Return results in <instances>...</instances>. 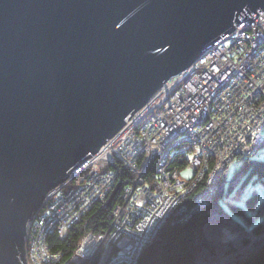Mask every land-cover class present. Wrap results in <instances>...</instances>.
I'll return each mask as SVG.
<instances>
[{
  "label": "water",
  "instance_id": "obj_1",
  "mask_svg": "<svg viewBox=\"0 0 264 264\" xmlns=\"http://www.w3.org/2000/svg\"><path fill=\"white\" fill-rule=\"evenodd\" d=\"M258 7L264 0H0V264H26L27 222L48 192L215 39L256 22Z\"/></svg>",
  "mask_w": 264,
  "mask_h": 264
},
{
  "label": "rangeland",
  "instance_id": "obj_2",
  "mask_svg": "<svg viewBox=\"0 0 264 264\" xmlns=\"http://www.w3.org/2000/svg\"><path fill=\"white\" fill-rule=\"evenodd\" d=\"M258 15L259 18L255 20L256 22L254 21L249 22L248 20H243L241 21L240 24L235 26L236 27L235 32L232 34L230 38L227 39L228 47L223 48L225 52L229 49V53L228 54L224 53L225 56H222L223 58L222 65L218 70V73L221 76H226V77L229 76L227 78H224V79H228L227 81H230L237 85L238 84L241 85V88L237 86H234L232 88L235 93L238 92L241 93L239 95H244V96L246 94H249V96L251 97L250 99H254V98L263 99L262 103H264V16L260 15L259 13ZM210 57L211 56L209 54L202 56L198 58L197 61L194 62L191 68L171 76L172 80H168V83L170 84L168 87L169 92L168 93L157 92V94L155 93L153 97L149 99V107L152 109L151 116H153L158 122H160V125H162V129L169 128L168 132L170 131L171 134H173L175 141L184 143L186 144V146H189V143L192 144L191 138L194 137L200 143L202 142L201 151L197 152L194 150L195 152L193 151L190 154V156L194 155L195 157H200L203 153H207L208 150L221 151L222 149H227L229 145H232L236 149H239L240 147L244 146L245 142L248 140V137L250 138L252 137L255 138V141L258 144H255L256 147L250 146L248 149H246L245 154L249 155L260 145L259 133L261 132L264 123V122H260L262 121L261 111H258L256 108L243 109L239 101L240 99L239 96H231L232 97L231 100L226 99L228 102V106H227L228 109L224 108L220 110H215L211 106L206 107V104L202 103L200 98L194 99L191 102L192 104L189 109L184 108V104L190 101L189 98L192 94H195L196 89H198L197 92L202 93V95L210 96L209 92L211 91V89H208L204 92L206 87V85L202 84L204 81H198V80L196 81L197 77L194 79V77L198 74L207 76L210 72H212L211 70L213 67L210 65V60H209ZM207 61H209L208 64ZM191 71H192V75H190ZM184 76L187 77L184 78ZM170 81L172 82L170 83ZM188 81L190 82L188 83ZM194 81L196 82L195 84ZM162 96L164 97L162 98ZM177 96H183V99H179ZM174 98L177 99V102H173ZM166 100H169L168 104L170 103L171 104L166 105L165 104L166 102H164ZM230 106L231 108H229ZM166 108H167V113L164 115L161 114L160 110L162 113H164V110ZM245 110H247V112H245ZM172 111L174 113H172ZM221 112L224 113L221 114ZM227 113H229V115ZM137 114L138 113L136 112L135 114L131 115L130 119H132ZM151 116H149V118H151ZM166 116L169 117V120L166 119ZM224 116L227 118V120H229V123H233L234 120H244V122L249 123V125L243 126V133H241L240 136H238L239 135L238 133H234V136L230 141L224 142L223 139H221V141L218 142L216 136L215 135L211 136V135L213 134V131L218 126L221 125V119ZM216 118L219 120L215 121ZM254 118L258 119L257 121H259V125L256 126L254 124V122L252 121V119ZM209 120L213 121V123H211L210 126H208V124L211 122L210 121L208 123ZM206 123L208 124L206 125ZM142 124H143L142 122L138 121L135 124H133V126L140 127V125ZM212 125H214V129L210 132L209 130ZM171 127H174L175 129L172 130ZM192 129H194V131ZM124 132L125 130L122 132L119 131L115 135V141H113L112 139L111 143L109 144L105 152L95 154L97 157L93 156L91 158V161L93 162L90 161L87 165H86L87 162L83 163L80 167H78L71 173L69 179H67L65 182L58 184L48 192L46 198L42 202L40 210L34 216L33 220L29 223V227H30L29 231L31 236H28V241H29L28 243L30 244L27 245L26 242V246H25L26 264H30V263L35 264L32 263L31 260L32 255H34V257L37 258L40 255H44L46 251L49 253L47 236L50 234L49 230L52 227V224H54L57 220H60L67 213L68 214H70V212L72 213V209H74L76 205L79 204V202L77 201H85V199H89L91 197L90 195L92 196L94 195L95 190L93 189L101 184L99 183L101 179V175L103 173L106 174L105 171L101 168L100 164L101 162H104V159L106 157L109 158V155H111L110 151L113 147H115L116 143L119 145L117 148L118 151H121L122 157L127 156L128 158V155L134 148V145L133 143H131L132 146L128 145L126 150L125 149L122 150L126 141L128 140L130 144V141L132 140L129 138V136L127 137ZM146 134L147 135L145 139H150L148 140L150 144L143 147H138V149L140 150H138L133 155V158L134 160H140L141 158L140 151H141V153L144 154L148 153V155H146L148 156V159L142 161L139 170H136L135 169L136 167L129 162V164L132 166L134 170L131 169L130 167L128 168H130L134 172V176H135L134 183L130 185V188L136 189L135 192L131 193V198L136 201L135 202L129 201L126 203V209H125L126 215L124 214L126 220L124 222L122 221V223L117 224L118 226L121 225V228L124 229H128L127 226L130 225L127 224V222L134 219L135 215L139 218L144 219V215H147L148 213L142 211L141 209H138L134 204H130V203L142 204L143 202H138V201L149 200V204H150L149 212L159 211L160 213H162L161 216L166 215L168 211L169 214L171 212V210L167 208V205L169 203L165 202L164 200H159L160 204H156V203L154 204L151 202L149 196L150 194L145 196L143 193L139 192L141 187L145 185L146 182L149 181V179H151L149 173H152V171L157 173H159V171H165L166 174L167 173L166 170L168 169V167L171 168V166L165 167V165L163 164L161 165V163L160 165H153L149 162V160H153L155 156L159 154L156 153L157 149L155 150L154 153L152 150L154 148L153 143L156 141V138L154 137L152 132H147ZM263 134H264V129H263ZM208 142L210 143V145ZM112 144L113 146H111ZM176 150L178 152V148H174V146H172V148L168 149L166 153L168 154L171 152L172 154H174ZM186 155L187 154L182 156L184 160L182 162V168H183L182 171L180 168V174L185 172L186 169L191 170L186 165H183L184 162L188 161ZM252 157L253 159L256 160H264V146L260 150H258ZM109 159L111 160V162L115 161L112 156ZM194 161H198V160L194 159ZM96 162L97 165L95 164ZM194 165H199V162H194ZM239 165H240L239 162L236 160L231 163L229 168L230 176L234 174L235 170L238 168ZM125 167L127 166L125 165ZM176 168L177 166L172 167V169L177 171ZM92 170H95L99 174L98 183H94L91 179L88 178L89 176L91 177L94 174ZM199 170L200 169H198L197 171ZM209 173L210 172H205L200 177L197 175L196 178L198 179L197 182L204 180L209 175ZM213 177L214 178L212 179V183L216 181V176H214V174ZM139 180L141 186L138 187V184L136 182H139ZM196 183L193 182L189 185L188 189L186 190L187 196L194 192V184ZM63 184L65 186L63 188V191L65 192L66 195L70 196L71 199H68L62 194ZM113 184L118 185V183L115 182H113ZM163 185L166 186L165 183ZM152 186L155 187V184H153ZM169 186L173 187L171 183L169 184ZM156 187H160V185L158 184ZM254 191L258 192L261 200H264V181L253 178L247 183L246 187L241 192V196L243 199H245ZM128 193H126L127 196L125 197L127 200H129ZM236 193L237 191L232 192L231 197L236 195ZM208 194H210V192H208ZM158 195H159L158 193H155L153 194V197H157ZM88 196L90 197L88 198ZM182 196L183 194H180V192H174V194L168 195L169 199L172 198L177 199L175 204L181 201ZM179 197L181 198L179 199ZM205 197L206 199H210L209 196H205ZM72 200L74 201V203H71ZM108 200H110V198ZM49 201H52L55 204V210L53 211V213L51 212ZM229 201L232 202L231 199H229ZM97 202L98 200H95L94 204H96ZM235 202L237 204H240L241 200H235ZM259 205L260 202L258 201V204L254 209L252 210L249 209L250 211H252L251 212L252 224H255L257 221H259V219L262 218L261 216L264 214V210L262 211V213L259 212L258 209ZM90 206L91 204L86 208L85 211L83 209H81V212L79 211L80 218L83 217L82 214L84 212L89 210ZM117 210H114V214L118 215ZM136 211L138 213H136ZM256 211H258V214H256ZM43 220L46 223H43ZM237 220L242 223L241 225L244 228L243 230L247 231L250 229V227H248V225L250 226V224H248L246 221L242 219H237ZM184 221L185 219L181 220V222ZM124 223L125 225H123ZM246 223L248 225H246ZM217 224L218 225H215V223L213 222L212 224L210 223L209 225L210 230L212 228L213 230L211 231H215L214 232L215 241L211 249L212 252L208 253V256L204 260H202L204 264H212L211 261H215L216 264H226L231 259H234L236 261L239 258L241 259L248 258V260L253 259L255 254L256 253L258 254L262 249V246L264 244V235H256L247 232H237L234 226L228 222H225L222 225V227L220 226L221 223L218 222ZM140 231L142 232L140 236L135 234L134 237L133 232L128 231L127 235L123 237L122 244L124 245L129 244L132 245V247L128 251V254H126V256L122 259V262H124L123 260L130 261L132 260V257H134L135 264H137L139 257L141 255L139 252L140 249L143 247V245L153 241V239L155 238L154 237L155 234L152 235L153 230L151 229L150 222H148L146 227L141 226ZM116 234H118V232H116L114 235ZM243 234H248V237H245ZM138 237L140 239H138ZM142 238H144V240H142ZM235 238L239 240V244L237 246H235V244L233 245L232 243ZM240 240L243 242L240 243ZM225 241H228L229 243L227 244L225 243ZM108 244L110 245V247H112L113 246L112 240ZM246 245L247 248L245 247ZM244 250L246 251L244 252ZM248 253H250L248 256H244L247 255ZM55 261L56 260H52V262ZM232 263L233 261L231 262V264ZM107 264H113V263H108L107 261Z\"/></svg>",
  "mask_w": 264,
  "mask_h": 264
},
{
  "label": "trees",
  "instance_id": "obj_3",
  "mask_svg": "<svg viewBox=\"0 0 264 264\" xmlns=\"http://www.w3.org/2000/svg\"><path fill=\"white\" fill-rule=\"evenodd\" d=\"M250 145L251 142H245V147H249ZM245 147H242L238 152L231 150L230 157L224 162H221L219 156L213 157L209 155V164L207 165L208 172L210 173L204 180L197 182V171L192 170L190 167L191 170L186 169L185 172H183L186 174L185 180L190 179L194 175V183L197 182L194 184V192L187 196V187L181 201L174 204V207L171 208V212L166 219H159L154 222L149 221L155 234L157 233L156 229L160 231L153 241L143 245L137 264H204L202 260L208 256V250L212 252L211 249L215 241V231H211L213 229L211 228L210 230L209 227L210 223L212 224L213 222L215 225H218V222L221 223V227L225 222L231 223L237 232L264 235V214L259 221L252 224V211H250L257 206L259 201L260 205L258 209L259 212L262 213L264 210V204L262 202H264V200L260 199L257 191L252 192L245 199L241 196V192L253 178L264 181V161L256 160L252 157L257 152L258 148L249 155H246ZM235 160L238 161L240 165L235 170L234 174L230 176L229 168L231 163ZM114 166L110 173L115 176L114 182L118 183L120 187L112 200H108L111 197L106 196L105 198L102 197L99 199L96 204L91 205L82 219L71 227V230L64 240H62L57 233L49 237L50 241L47 240L48 245L50 244L48 247L51 252L53 250L65 251V257L62 258L61 261H55L52 264H75L76 261H71L69 259L71 255L77 257V261L78 259H86L83 256L84 246L83 244L81 245V243L82 241L84 242L87 239H91L98 244L100 237H103V235L97 234L101 229H103V231H109L107 233L109 237L107 238H111L112 244L116 247V249H114L115 253L112 254L108 260V263H113L120 257L126 256L124 250L129 244H122V239L127 235L128 231L137 235L142 234L140 231L141 226L146 227L148 224L147 220L143 218H139L137 221L134 219L128 221L127 224L130 225L127 226L128 229L121 228V225H115V229L112 228L113 222H111V216H114L116 205L120 200H123V196L125 195L124 189H130V185L134 183L135 177L134 172L130 168L125 167L120 161H117ZM186 166L188 167V165ZM217 167H223V170L218 172L219 178L216 177V181L212 183V177L213 174L217 173L215 172ZM149 175L151 179H149L147 184L151 185L149 182L156 180L157 175L154 176L152 173H149ZM236 191V195L231 197V193ZM208 192H210V194H208ZM205 196H209L210 199H206ZM229 199H231L232 202L229 201ZM235 200H241V203L237 204ZM182 208H187V212H184L183 215L189 214L192 209H198V211H192L189 214L188 220L182 223L180 220L182 215L180 217L176 215ZM256 214H258V211H256ZM237 219H242L250 224L249 226L246 223L250 229L247 231L243 230L242 223ZM123 225H125V223ZM116 232H118V234L114 235ZM243 235L248 237V234ZM242 242L243 241L240 240V243ZM225 243L228 244L229 242L225 241ZM232 243L237 246L239 240L235 238ZM245 247L247 248V245ZM245 251L246 250H244V252ZM249 254L250 253L243 255L248 256ZM86 260L88 264L92 259L89 261L88 259ZM232 261V264H264V244L260 252L258 254L256 253L253 259L248 260V258H239L236 261L231 259L226 264H231ZM211 262H214L212 264H216L215 261ZM44 264H49V262Z\"/></svg>",
  "mask_w": 264,
  "mask_h": 264
},
{
  "label": "bare ground",
  "instance_id": "obj_4",
  "mask_svg": "<svg viewBox=\"0 0 264 264\" xmlns=\"http://www.w3.org/2000/svg\"><path fill=\"white\" fill-rule=\"evenodd\" d=\"M256 11L260 15L264 16V11H263V9L261 7H258L256 9ZM234 27L232 29H230V31H228L229 33L227 32V33L221 35L220 37H218L217 39H215L213 41L214 44H212L208 49L203 51L201 53V55L199 56V58L202 57V56H205L207 54H209L211 56L209 60H210V65L213 67V68L211 67L212 68V70H211L212 72H210L207 76H203V80H202V81H204L202 84L206 85L204 92L206 90H208V89H211V91L209 92L210 96H204V95H202V93L197 92L198 89H196L195 90V94H192L190 96V98H189L190 101H188V102H186L184 104V108L189 109L191 104H192L191 102L194 99H196V98H200L201 102L206 104V107L211 106L215 110H220V109L227 108L228 102H227L226 99L231 100V98H232L231 96H239L240 97L239 101H240L241 106L243 107V109L256 108L258 111H261L262 121H260V122H264V103H262L263 99H256V98L250 99L251 97L249 96V94H246L244 96V95H239L241 93H238V92L235 93L232 88L234 86H237V87L241 88V85L240 84L237 85L235 83L227 81L228 79H224V78H227L229 76H227V77L226 76H221L218 73V70L220 69V67L222 65V59H223L222 56H225V54L229 53V49L225 52V50L223 48L228 47L227 46V44H228L227 39L230 38L232 36V34L235 32L236 27L235 28ZM225 41H227V42H225ZM208 63H209V61H207V64ZM189 68H191V67H189ZM189 68H187V69H189ZM190 75H192V71H191ZM186 77L184 76V78H186ZM169 80H172V79L170 78ZM171 82L172 81H170V83ZM189 82L190 81H188V83ZM206 82H207V84H206ZM194 84H195V81H194ZM216 84H217V86H216ZM169 85L170 84L168 83V81H166L165 83H162L161 86L156 90V92L168 93L169 92V89H168ZM163 97L164 96H162V98ZM177 97L179 99H183V96H177ZM169 100L164 101V102H166L165 103L166 105H170L171 104V103L168 104ZM173 102H177V99L174 98ZM229 108H231V106ZM151 111H152V109L149 107V101H147L144 104V106L141 107V109L136 111L138 113L136 116H134L132 119H130V117H131L130 116L128 118L129 122L127 120L123 124V127L119 131L122 132V131L125 130V132H124L125 135L127 137L129 136V138L132 139V140L130 141V144L129 143L125 144L123 146L122 150H124V149L126 150L128 145L132 146L131 143H133L134 148H137V149H138V147H143V146H146V145L150 144L148 142V140H150V139H145V138H146V135H147L146 133L147 132H152V134L156 138V141L153 143L154 144V148L152 150H153V153H154L155 150L157 149L156 153H158L159 155L155 156L154 159L152 157L153 160H149V162L151 164H153V165H160V163H161V165L163 164V165H165V167L171 166V168L168 167L166 174H165V171H159V173L152 171V174L154 176H156L158 174V176L156 178L159 181H161V182L159 184L156 180L155 181H156L157 184L160 185V187H154L152 185H148L147 186V183H148V181H147L146 184L141 187L139 192L143 193L145 196L150 194L149 195L150 199L153 200V201H156V200H164V201H166L167 203H169L167 208L171 210V208L174 207L175 203H174V199H169L168 194H174V192H182L184 190L186 185L183 186V184L180 183L179 180H182V181H185V182H191V181L194 180V175L190 179L185 180L184 178L186 177V174H184V173L180 174V168H181V171H182V169H183L182 168V162L184 160V159H182L181 156H184L186 153H188L190 151H194V150L197 151V152L201 151L202 142L200 143L199 141L196 140V138L192 137L191 138L192 144L189 143L190 146L192 145V148H187L184 152L179 153L175 157H174V155L171 152L166 154L167 150L172 148V146H174V148H183V147L186 146V144L180 143L178 141H175V138H174L173 134H171L170 131L168 132L169 128L162 129V125H160V122H158L153 116H151ZM245 112H247V110H245ZM166 113H167V108L164 110L163 115L166 114ZM172 113H174V112L172 111ZM222 113H224V112H221V114ZM227 114L229 115V113H227ZM149 116H151V118H149ZM166 119L169 120V117L166 116ZM218 120L219 119L216 118L215 121H218ZM254 120H256V119H254ZM138 121L142 122L143 124L140 125V127L133 126V124H135ZM210 121L211 120H209L208 123ZM208 123H206V125ZM211 123H213V121H211L208 124V126H210ZM216 123H218V122H216ZM236 127H239L238 124H236L234 122L233 123H229V120H227V118L224 116L221 119V125L218 126L213 131V134L216 136L218 142H220L221 139L229 140L230 136H231L230 135L231 132ZM171 129L174 130L175 128L171 127ZM213 129H214V125H212L210 127L209 131L211 132ZM263 129H264V125L262 126L261 132L259 133L260 145H259L257 151L260 150L264 146ZM118 146L119 145L116 143L115 147H113L111 149V151H110L111 155H109V157L112 156L115 161L111 162V160L108 157H106L104 159V162H101V164H100L101 168L108 174V177L110 179L105 180L103 185L98 186L95 189L94 195L91 196L89 199H85V201H77V202H80L82 204H91V205H93L94 204V200H92V199H101L102 196H103V198H105L106 196H109V197H114L115 196L114 192L117 189L118 185L112 184L113 180H111V179H113V175H112V173H110V171L112 170V167L114 166V164L117 161H120L123 165H128L127 156L122 157L121 151H118V148H117ZM101 148H103V147H101ZM131 148H133V147H131ZM138 150H140V149H138ZM146 155H147V153H146ZM140 157H141L140 158L141 160L148 159V156H145L143 154H141ZM204 159H206V158H203L202 164L205 163ZM134 164L136 166H139V167L141 166V164H140V162L138 160H134ZM207 164H209V163H207ZM184 165H188V163L184 162ZM173 166H177V168H176L177 171L172 169ZM206 169H208V165H207ZM192 170H194V169H192ZM202 174H204V173L197 171V175L199 177ZM215 174H216V177L219 178L218 172L215 173ZM164 183L166 184L165 193H163L164 189L161 187V185H163ZM170 183L172 184L173 187L169 186ZM64 187L65 186L63 184L62 185V194L65 197H67L68 199H71L70 196L66 195L65 192L63 191ZM128 191L130 192V193H128L129 200H127L125 198L127 196L126 193ZM134 191H136V189H129V188H128V190L124 189L125 195L123 196V200H120V202L116 205V208H115V210L118 209L117 210L118 215L114 214V216L113 215L111 216V222H113V225H112L113 229H115V223H116L117 220H118L117 222H119V223H122V221L124 222L126 220V217L124 216V214L126 215V213H125L126 203L129 202V201H133V202L136 201V200H133L131 198V193H133ZM155 193H158L159 195L157 197H153V194H155ZM71 203H74V201L72 200ZM262 203L264 204V202H262ZM262 203H261V205H262ZM149 205L144 206V208L146 209L147 212L149 211V208H150ZM49 206L51 207V212L53 213V211L55 210V204L52 201H49ZM79 206H80V204H79ZM81 208H83V205L81 206ZM85 213L86 212H84L82 214V216H84ZM119 213H121V214H119ZM136 213H138V212L136 211ZM183 214H184V212L178 211L176 215H178V216L182 215V217H180V220L185 219V221L182 222V223H185L188 220V218L185 215H183ZM153 216H155V213L153 214ZM168 216H169V211H168V213L166 215H164L160 219H162V220L166 219ZM135 217H137V216L135 215ZM181 218H183V219H181ZM81 219H82V217L80 218V214H78V213H72L70 215H68V213H67L64 217H62L60 219V221H59V223H58V225L56 226L55 229H53L52 227L50 228V230H49L50 234L47 236L48 241H50L49 237L51 235H53V234H56V233L59 235L60 238H62V240H64V238H66L68 232L71 230V227L74 226L76 223H78ZM32 220L33 219H31L30 221L28 220V222H27V230L28 231L30 229L29 223ZM134 220H136V221L139 220V217L138 218H134ZM61 222L63 223V226H60ZM159 231L160 230L156 229L157 233ZM108 232L109 231H103V229H101L100 232L97 233L99 235H103V237H100V241H99V242H101V244H97L96 242H90V241H84V242L82 241L81 245L83 244V246H85L87 249L92 250V260H91V262H88V264H107V261L110 259V256L115 253V250H114V249H116L115 245H113V247H110V245L108 244L109 242H111V238L105 239V238L109 237V235H107ZM157 233L155 234V232L153 231L152 235L155 234V236H156ZM28 236H31L30 231H29V233L27 234V237H26L27 245L30 244V243H28L29 242L28 241ZM103 239H104V241H101ZM142 240H144V238H142ZM149 241H151V240H149ZM48 246H50V244ZM141 250H142V248L139 251L140 254L142 252ZM208 251L210 252V250H208ZM49 252H50L49 258L46 257V256H43V255H40V256H38V258H40L38 262H36V258L34 256H31L32 263L44 264L43 262L45 260H48L49 264H52L53 262L51 260H56V261L59 262V261H61L62 258L65 257V251H63V250H60V251L53 250L51 252L50 249H49ZM69 259L71 261H76L75 264H87V260L86 259H82V260L78 259V261H77V257H74L73 255H71V257H69ZM123 261H124L123 263L115 262L113 264H135L134 257H132V260H130V261H125V260H123ZM212 263H214V262H212Z\"/></svg>",
  "mask_w": 264,
  "mask_h": 264
},
{
  "label": "built area",
  "instance_id": "obj_5",
  "mask_svg": "<svg viewBox=\"0 0 264 264\" xmlns=\"http://www.w3.org/2000/svg\"><path fill=\"white\" fill-rule=\"evenodd\" d=\"M258 72V71H257ZM256 72V73H257ZM196 76H200L201 77V80L200 81H202L203 80V75L202 74H198V75H196ZM250 80H251V78H250ZM160 113L161 114H163L162 112H161V110H160ZM254 119H256V120H258L257 118H254ZM254 119H252V121L254 122V124L257 126V125H259V121H257V122H255L256 120H254ZM234 123H236V124H238V126L239 127H236L231 133V136H230V139L229 140H223L224 142H227V141H230L232 138H233V136H234V133H238L239 135L238 136H240V134L241 133H243V126L244 125H249V123H247V122H244V120H234L233 121ZM193 131H194V129H192ZM211 136H214V134H212ZM257 140V139H256ZM112 141V140H111ZM113 141H115V137L113 138ZM248 142H251V145L250 146H254V147H256L255 146V144H258L256 141H255V138H250V137H248V140H247ZM127 143H129V141L127 140L126 141V143L125 144H127ZM209 143V142H208ZM209 145H210V143H209ZM111 146H113V144L111 145ZM249 146V147H250ZM242 147H245V144H244V146H242ZM242 147H240L239 149H236L234 146H232V145H229L228 146V148L227 149H222L221 151H214V150H212V151H209L208 150V152L207 153H203L200 157H195L194 155H191L190 156V154L193 152V151H190V152H188V153H186L187 155V158H188V161H186L187 163H188V167H190V168H193L194 169V159H196V160H199L200 161V164L203 162V158H206V159H204V161H205V163H207L208 162V158H209V155H211L212 153L213 154H215V155H217V156H219L220 157V160H222L223 162L227 159V158H229L230 157V153H231V150H233L234 152H238L240 149H242ZM249 147H245V152H246V149H248ZM187 148H192V145L190 146H185V147H183V148H178V152H177V150L174 152V157L175 156H177L179 153H182V152H184ZM258 148V147H257ZM138 151V149L137 148H133L132 149V151L129 153V155H128V165H126L127 167H130L131 169H133L132 168V166L129 164V162L130 163H132L136 168V170H139V166H136L135 164H134V158H133V155L136 153ZM141 154H143V155H145L146 156V154H144V153H141V151H140V155ZM167 154V153H166ZM147 155H148V153H147ZM95 157H97L96 155H95ZM182 157V156H181ZM110 158V157H109ZM182 159H183V157H182ZM91 161V159L86 163V165L89 163ZM139 162H140V164L142 163V161L143 160H138ZM145 161V160H144ZM91 162H93V161H91ZM95 164H97V162L95 163ZM94 164V165H95ZM204 168H206V167H204ZM134 170V169H133ZM93 172H94V174L90 177H88L89 179H91L94 183H98V178H99V174L95 171V170H92ZM167 171V170H166ZM106 173V172H105ZM114 178H115V176H113V179H111V180H113L112 181V184H113V182H114ZM107 179H110L109 177H108V174L106 173V174H102L101 175V179H100V181H99V183H101L100 185H98V186H101V185H103L104 184V182H105V180H107ZM141 181H143V180H141ZM159 184H160V182L161 181H159L158 179L156 180ZM179 182L180 183H184L186 186H185V188H184V190L182 191V192H180V194H184V191H185V189L187 188V187H189V185L191 184V183H193L194 181H191L190 183H188V182H185V181H182V180H179ZM137 184H138V186H141L140 185V180H139V182H136ZM158 184L155 182V187L157 186ZM98 186H96L93 190H95ZM147 186H148V184H147ZM161 187L164 189V192H165V186L164 185H161ZM131 189V188H130ZM135 189V188H134ZM129 192V191H128ZM127 192V193H128ZM135 192V191H134ZM163 192V193H164ZM92 193H93V191H92ZM169 195V194H168ZM90 196H92V195H90ZM90 196H88V198L90 197ZM103 197V196H102ZM172 199H174V203L177 201V199H175V198H172ZM93 200V199H92ZM95 200H99V199H94V201ZM138 202H143L142 204H137V203H130V204H134L138 209H141L142 211H145V212H147L146 211V209L144 208V206H146V205H149V200H142V201H138ZM151 202L152 203H156V204H160V201L159 200H156V201H153V200H151ZM166 202V201H165ZM200 202L202 203V201L200 200ZM79 204H80V206H79ZM79 204L78 205H76V207L74 208V209H72V213H78V214H80V212H81V209H83L84 211L86 210V208L90 205V204H82V203H80L79 202ZM83 205V208H81V206ZM168 206V205H167ZM133 209V208H132ZM132 209H130V210H132ZM78 211V212H77ZM80 211V212H79ZM181 212H187L186 211V209L185 208H183L182 210H181ZM71 212H70V214H72ZM155 213V216H153V214ZM70 214H68V215H70ZM162 215V213H160L159 211H154V212H149L148 211V213H147V215H144V219L145 220H147V222H149V221H156V220H159L160 218H162L163 216H161ZM161 216V217H160ZM187 218L190 216L188 213L185 215ZM53 217H54V215H53ZM135 218H138V217H135ZM44 221V220H43ZM59 221L60 220H57L54 224H52V228L53 229H55L56 228V226L58 225V223H59ZM43 223H46L45 221L43 222ZM62 222L60 223V226H62ZM119 224V223H118ZM143 227V226H142ZM152 229V228H151ZM116 230H118V229H116ZM138 236H140V235H138ZM134 237H135V234H134ZM105 239H108V238H105ZM138 239H140L139 237H138ZM86 241H90V242H94V240H91V239H87ZM100 241V240H99ZM101 241H104V239L103 240H101ZM110 243V242H109ZM98 244H101V242H98ZM132 247V245H128L126 248H125V250H124V252L126 253V254H128V251L130 250V248ZM48 251H49V247H48ZM50 253V252H49ZM47 251L45 252V254L43 255V256H46V257H48L49 258V254ZM30 255V254H29ZM32 256H34V255H32ZM83 256L86 258V259H88V261L90 260V259H92V250H89V249H87L85 246H84V250H83ZM125 257V256H124ZM124 257H120L118 260H116L115 262H119V263H123L122 262V259L124 258ZM39 259L40 258H36V262H38L39 261ZM44 259V258H43ZM45 260V259H44ZM52 261V260H51ZM46 262H48V260H45L43 263H46ZM115 262H113V263H115Z\"/></svg>",
  "mask_w": 264,
  "mask_h": 264
}]
</instances>
